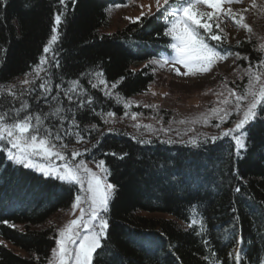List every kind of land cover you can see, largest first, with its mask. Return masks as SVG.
Wrapping results in <instances>:
<instances>
[{"label": "trees", "instance_id": "16d2710c", "mask_svg": "<svg viewBox=\"0 0 264 264\" xmlns=\"http://www.w3.org/2000/svg\"><path fill=\"white\" fill-rule=\"evenodd\" d=\"M126 1L8 0L4 5L0 0V86L27 87L21 82L44 55L55 15L62 13L60 39L53 46L60 61L59 68H51L53 95L60 92L64 106L75 111L63 90L79 79L95 99V112L87 108L76 112L84 139L78 142L67 136L64 142L82 153L77 159L104 160L111 170L108 181L117 188L110 203L106 250L94 264H212L216 260L234 264L228 254L235 247L231 241L236 233L244 239L241 264H259L264 261V120L247 126V150L239 156L230 137L215 143L206 141L208 136L199 137L194 146L190 140L133 134L126 122L116 128L104 122L101 113L111 111L121 118L126 109L102 89L91 87L89 81L97 82L93 73L102 70L109 84L124 77L111 91L130 100L148 91L156 79L150 60L170 52V38L163 35L166 19L160 13L111 33L102 31L109 24L105 10ZM228 40L230 51L248 57H229L237 66L247 68L264 58L256 51L258 39ZM61 83L63 88L57 89ZM246 83L247 77L239 80L240 90ZM24 99L35 108L36 101ZM40 109L48 110L43 100ZM136 111L146 113L143 107ZM236 118L224 126L232 127ZM64 126L76 131L70 121ZM141 139L152 142L140 143ZM77 191L78 186L44 178L6 160L0 152V264H47L56 247L52 217L71 208ZM193 218H202L203 234L199 225L189 227Z\"/></svg>", "mask_w": 264, "mask_h": 264}, {"label": "snow or ice", "instance_id": "6c2138e0", "mask_svg": "<svg viewBox=\"0 0 264 264\" xmlns=\"http://www.w3.org/2000/svg\"><path fill=\"white\" fill-rule=\"evenodd\" d=\"M2 2L6 5L8 0H2ZM60 2L64 4V0ZM241 3H244V0H155V12L165 16L166 19L167 27L163 35L170 38L167 47L171 53L161 55L158 59L153 58L149 63L168 67L180 76L197 77L210 73L217 64L228 60L229 57L247 60V56L242 57L239 52L229 50L231 45L228 34L221 24L230 19L235 25L254 35L252 26L246 22L245 13L258 10L259 13L264 14V0H251L248 7L233 9L234 4ZM121 6L127 5L114 7ZM140 7L145 6L140 5ZM111 10L109 8L105 11L110 14ZM62 15V13L55 15L52 35L43 48L44 55H41L39 63L34 66L32 72L26 74L30 78L21 82V85L27 87L0 86V152L4 153L6 160L39 172L44 178L58 180L69 186H78L71 206V214L74 218L57 229L56 247L51 250L47 264H94L95 258L106 250L105 242L109 239L110 229L108 218L110 203L115 197L117 188L108 181L111 170L104 160L96 161L94 170L83 159H77L82 156L80 151L70 150L68 144L64 142L67 136H74L78 142L84 139L80 135L76 112L85 108L95 112L93 107L95 99L88 94L87 89L81 86L79 79L71 81L69 87L63 90V96L69 104L72 105L74 102L75 111L73 107L64 106V101L60 99V92L53 95L51 68L60 67V61L53 46L60 39L58 26L62 22ZM153 16L155 13L152 11V5L149 4L147 11H141L140 15L134 19L131 17L127 19L132 23H140L143 19H150ZM251 35L248 37L249 40ZM237 43L240 42L237 41ZM256 51L264 55V42L258 45ZM49 53H51V60L47 55ZM180 66L184 71H181ZM103 75L102 70L93 73L97 82L89 81L91 87L102 89L105 96L114 97L116 103L122 104L126 109L124 115H130L131 119L136 121L140 114L129 113L127 109H130L133 103L139 106V102L128 100L121 97L118 92L111 91L117 88L124 77H121L120 81L109 84ZM245 77H247V83L240 91L236 88H228L225 78L224 87L227 94L217 93V105L210 108L207 113H201L199 118L205 124L216 119L218 123L214 127L221 129V126L233 116L238 117L233 121L232 127L222 129L218 135L206 138V141L215 143L218 139L230 137L235 141L237 156L241 151L247 150V126L257 120H264L262 115L264 113V58L259 59L255 64L249 63L239 76L241 80ZM55 87L63 88V84ZM25 96L36 101L35 108L24 99ZM49 97L55 100V105L51 103ZM41 100L48 106L47 111L40 109ZM144 107L155 108L156 106L144 105ZM101 115L106 117L104 122L109 123L110 120L114 122L113 118L116 114L109 111ZM53 119L56 120L55 124L52 123ZM65 121H70L71 128L76 131L66 129ZM180 123L183 124L186 121L182 120ZM91 127L95 129L96 126ZM134 127L154 131L150 124L136 123ZM139 142L151 143L152 141L141 139ZM188 143L198 146V140L195 138ZM111 155L115 156L116 153ZM126 155L127 153H124L119 159H123ZM235 191L239 192L240 189L236 188ZM77 211L79 215H76ZM195 225H199L200 234L205 232L202 218L191 219L189 227ZM231 242L235 247L228 255L232 257L234 264H241L244 259L243 236L236 233ZM0 243L3 242L0 241ZM204 243L209 242L205 240ZM212 264H222V262L216 260L212 261ZM259 264H264V261H260Z\"/></svg>", "mask_w": 264, "mask_h": 264}, {"label": "rangeland", "instance_id": "374dc122", "mask_svg": "<svg viewBox=\"0 0 264 264\" xmlns=\"http://www.w3.org/2000/svg\"><path fill=\"white\" fill-rule=\"evenodd\" d=\"M250 3L251 0H244V3L234 4L232 7L234 10L242 9L248 7ZM149 4L152 5V11L155 12V0H130L125 4L127 6L111 7L109 24L102 31L111 33L123 29L130 23V20L127 19L128 17L134 19L139 16L141 11H147ZM140 5L145 7L141 8ZM245 17L246 22L252 26L254 35L249 34L246 29L238 27L230 19L225 20L221 27L224 28L231 40L251 35L254 39L259 40V44L264 42V40H261V38H264V14L259 13L258 10H250L245 13ZM47 55L50 58L51 53ZM151 66L153 69L155 68L156 79L151 83L148 91L130 99L131 101L139 102V106L133 103L132 107L127 110L129 113H139L137 120L133 121L130 115H124L121 118L114 117V122L112 120L109 121L111 128L120 127L121 124L119 123L126 122L129 124L130 131L133 134L162 136L166 139L177 138L181 140L197 139L204 136L211 137L218 135L222 129L230 128L225 127L223 124L221 129H217L214 127L218 123L216 119H213L209 124H205L199 118L201 113H207L210 108L217 105V93L224 92L225 95L227 94L224 87L225 78L228 88H236L237 91H240L239 76L245 68L237 66L233 58L217 64L210 73L197 77L180 76L168 67ZM180 67L181 71H184L183 67ZM26 78L30 77L26 76L23 80ZM144 105H155L156 107H144ZM138 107L145 108L146 113L136 111ZM182 120L186 121V123H180ZM136 123L142 125L150 124L153 126L154 131L143 127H134ZM165 129H168V131H165ZM86 163L95 170V162ZM76 215H79L78 211ZM73 218L70 208L57 213L52 217V222L57 230ZM0 241H3L1 236ZM5 242L11 246L8 240Z\"/></svg>", "mask_w": 264, "mask_h": 264}]
</instances>
